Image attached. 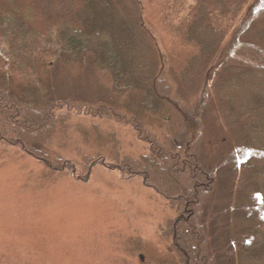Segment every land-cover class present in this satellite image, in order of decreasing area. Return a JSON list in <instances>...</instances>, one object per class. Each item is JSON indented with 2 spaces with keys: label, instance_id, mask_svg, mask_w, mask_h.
I'll use <instances>...</instances> for the list:
<instances>
[{
  "label": "trees",
  "instance_id": "trees-1",
  "mask_svg": "<svg viewBox=\"0 0 264 264\" xmlns=\"http://www.w3.org/2000/svg\"><path fill=\"white\" fill-rule=\"evenodd\" d=\"M175 2L0 0V42L10 59L0 58V143L79 180L96 164L142 178L174 212L165 229L179 264H264V0H194L182 15ZM150 6L156 14L149 18ZM82 68L103 96L50 85L57 70L72 75ZM211 76L240 129L239 146L222 127L216 133L217 140L226 136L220 156L230 154L229 162L219 157L218 167L207 163L202 139ZM74 119L87 122L79 132L87 151L73 155L77 161L63 155ZM130 145L136 153L123 150ZM143 148L152 158L138 153ZM249 191L256 211L245 228L240 217L252 206ZM234 192L241 195L237 219L227 211ZM232 228L245 241L237 253Z\"/></svg>",
  "mask_w": 264,
  "mask_h": 264
},
{
  "label": "rangeland",
  "instance_id": "rangeland-1",
  "mask_svg": "<svg viewBox=\"0 0 264 264\" xmlns=\"http://www.w3.org/2000/svg\"><path fill=\"white\" fill-rule=\"evenodd\" d=\"M193 2L176 0L173 8L182 15V10L186 11ZM126 10L132 12V7L128 5ZM145 14L149 18L154 16V6L147 8ZM0 58L6 63L10 62L3 42H0ZM58 71L55 77L50 76L48 79L54 88L57 85L60 89L69 88L90 93L91 96H103L104 90L90 70H79L72 75ZM201 81H197V87H200ZM208 82L212 96L202 139H205L203 145L207 163L218 167L220 153L225 149L222 142L226 139L223 138L226 136L221 135V140H217L216 133L222 127L232 140L230 144L239 146L240 129L233 125L231 116L214 89L215 85L217 88V78L211 76ZM177 83L176 88L179 89L181 85ZM86 123L79 119L71 122L73 136L64 146V157L71 159L80 151H87L79 135ZM151 123L148 128L154 130L158 123ZM104 125L101 127L105 129ZM59 134L53 137L54 141L59 142ZM122 138L125 144L131 139L129 135ZM156 138L162 141L160 136ZM57 147H60L58 143ZM137 148L130 145L131 150H123L135 152ZM238 149H234V154L242 155ZM139 151L143 154L147 150L143 148ZM146 153L152 158L151 152ZM224 155L221 162H229L230 154ZM75 160H80V157L77 156ZM244 162L240 158L241 179L245 172ZM221 174L226 175L224 171ZM159 176L163 177L160 173L157 174ZM142 181V178L135 176L125 177L118 170L106 168L102 164H96L86 180L73 177L71 172H48L41 161L18 147L0 143V264H179L180 260L171 248L172 237L165 229L167 220L174 216V212L163 197ZM162 182L164 186L168 184L163 178ZM244 195L252 199V206L248 204V207L243 208L246 217H240V225L246 228L247 218L255 217L256 204L253 200L256 197L252 191ZM233 196L227 211L237 219L234 202L240 200L241 195L234 192ZM196 207L200 209L199 204ZM222 214V209H219V216ZM212 221L213 217L207 218V223ZM231 221L229 217L226 224L229 226ZM232 230L235 232L237 253L238 242L241 240V244L245 241H242L241 235L236 236L234 228ZM223 251L221 248L219 252Z\"/></svg>",
  "mask_w": 264,
  "mask_h": 264
}]
</instances>
